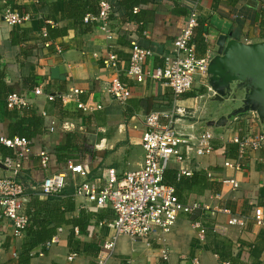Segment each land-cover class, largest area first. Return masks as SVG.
Masks as SVG:
<instances>
[{
    "label": "crops",
    "instance_id": "obj_1",
    "mask_svg": "<svg viewBox=\"0 0 264 264\" xmlns=\"http://www.w3.org/2000/svg\"><path fill=\"white\" fill-rule=\"evenodd\" d=\"M173 1L180 5L179 9L188 13V9L180 4V0ZM193 1L199 19L205 22V35L208 36L206 43L209 45L208 51L212 49L213 55L216 39L221 34L233 33L235 38L248 43L264 39V27L259 23V13L264 8V0ZM9 2L19 7L22 13H32V20L21 27H11L5 23L3 16L11 4ZM55 2L56 0H42L39 6V0H0V66L5 72V81L14 92H27L28 97L41 107L46 121L44 133L37 140V147L30 148L31 151L24 154L22 159L26 175L30 176L32 183H41L49 174L66 171L67 163L62 165L55 158H52L51 167L47 171L41 166L38 154L41 151L50 153L57 146L66 144L70 134L77 135L80 142L86 143L88 151L95 153V157L88 153L81 162L88 171L89 180H104L109 169H115L120 175L137 171L145 158L141 141L146 131L145 117L148 113L144 110L137 111L129 120L119 114L118 109L126 110L128 103L121 105L108 97L106 88L113 75L104 68L100 59L113 46L120 56L122 68H127L131 57L130 43L124 44V40L119 37L109 40L106 32L98 26L92 33L65 40L59 46L60 50L54 54L49 55L45 49L44 57L38 64L24 63L22 58L21 65L18 64L21 49L43 43V17ZM59 5L62 7V2ZM174 5L171 0H162L158 4L148 6L154 16L152 22L146 25L141 42L155 51L151 68L163 66L165 59L172 56L173 43L181 36L187 24V15L176 14ZM60 27H68L72 32L74 23L62 22ZM130 29L136 30V26L131 25ZM32 76H36L44 91L48 86L50 91L61 94L69 93L73 88L82 90L84 94L81 100L92 99L103 103L108 114L103 121L98 122V126L89 127L72 100L65 106L69 116L62 119L54 113L51 103H46L41 97L37 98L33 95V90L27 89L25 83ZM122 79L129 84L132 91L130 100L152 98L156 105H163V112L173 108L168 106L174 105L172 91L164 84L150 80L145 84H137L125 77ZM200 87H205L202 80L193 91L197 95L181 98V115H178L179 123L176 126L180 134L195 136L205 130L209 97L208 91L204 94L199 92L202 90ZM166 99H170V104ZM113 109H116V113H110ZM186 109L187 115L184 116L182 113ZM152 112L153 110L149 113ZM20 115L18 110H5V119L0 124V137L8 138L9 122L17 121ZM166 123L164 119L163 124ZM262 131L264 126L254 114H246L234 119L225 133L212 132L215 138L210 154L197 156L193 146L185 147L184 160L173 161L169 169L190 171L192 174L202 170L208 172L211 180L217 184L218 192L214 194L212 191H206L202 196L192 195L189 199V204L200 203L208 210L205 212L204 209V212L200 211L195 216H181L173 233L165 237L166 243L133 241L129 237L120 236L116 242L115 255L109 264H228L221 262L214 253L211 242L216 235L211 231L212 227L227 224L232 216L251 217L254 207L264 205V151L249 152L240 157L239 151L238 155L234 152L236 144L233 139L236 135H257ZM6 174L7 169L0 168V176ZM224 209L229 212L225 213ZM80 213L81 209L77 203L76 212L69 217H78ZM115 218L116 214L111 208L105 210L102 222L104 226L100 225L92 236L76 234L72 226L63 228L59 243L47 253H43L41 247L33 250L31 264H95L100 256L105 255L101 251L105 242L111 241L115 235L114 230L107 226V223ZM197 223L208 229L203 239ZM262 231L264 230L257 227L253 221L243 230L229 228L223 240L233 244V255L239 259V264H264V252L260 258L253 257L250 253L252 248L260 243ZM22 244L23 238L14 237L11 223L4 221L0 224V264H7L17 258L15 254L19 253ZM164 251L168 252V261L162 258Z\"/></svg>",
    "mask_w": 264,
    "mask_h": 264
},
{
    "label": "built area",
    "instance_id": "obj_2",
    "mask_svg": "<svg viewBox=\"0 0 264 264\" xmlns=\"http://www.w3.org/2000/svg\"><path fill=\"white\" fill-rule=\"evenodd\" d=\"M188 9L187 24L182 30L181 36L173 43V54L165 59L163 66L151 68L155 58L154 49L140 47L137 43H131V57L127 68H122L119 54L112 49L106 55L100 57L105 69L111 72L112 80L107 84L106 93L111 100L125 105L133 96L127 82L121 80L125 77L130 82L145 84L147 81L162 83L172 91L174 98L173 108L168 112H152L145 117L146 131L142 136L141 145L145 153L141 167L134 172L120 175L115 169H109L104 180L88 179V171L83 163L69 161L66 171L49 174L41 183L33 184L32 189L39 191L41 197L47 199L52 196H60L65 189L73 183V197L79 208L87 210L89 206L110 207L116 214V218L107 223V226L114 230L115 235L111 241H106L101 251L105 253L100 256L95 264H109L115 255L117 239L126 236L133 241H157L165 242V237L175 230L181 216H191L199 211L205 212L206 207L200 203L183 204L176 196L174 187L164 181V174L170 168L173 161H183V149L193 146L197 156H205L213 151L212 142L215 138L211 131L200 132L195 136L180 134L176 128L178 121L179 106L181 98L191 93L197 87L198 79L202 80L208 91V97L214 95L208 85V66L212 59L213 51L210 49L206 56L200 57L195 42V32L199 26V14L193 0H180ZM112 8L108 0H101L98 16L88 15L86 23L97 22L107 34L109 40L115 34L108 30V18ZM3 20L11 27H21L32 20V15L22 13L19 7L13 4L8 5ZM52 24V23H51ZM47 36V32L44 31ZM208 42V36L205 35ZM45 94L43 86L33 90V95L38 97ZM84 91L72 89L69 93L61 95L65 105L75 101L77 111L83 116H91L105 109L103 103L95 100H81ZM49 101L54 97L47 95ZM31 101L28 96L13 93L6 102L7 109L21 110ZM187 115V109L182 113ZM260 122L258 116L254 114ZM167 123L163 124V120ZM233 142L238 146L239 156L244 157L249 152L264 151V131L257 135L246 134L236 135ZM0 144L16 149L19 158L12 164L4 163L7 167V174L0 176V217L13 225L14 237L23 238V232L28 225V218L20 211L23 203L28 201L26 185L23 177L26 172L23 170L22 159L24 154L31 151L30 142L25 138L16 137L13 139L0 137ZM41 166L48 171L51 163L50 154L41 151L38 154ZM182 175L191 176L190 171H182ZM81 179L82 181H79ZM225 213L229 211L223 210ZM214 214V213H213ZM253 223L264 230V205L254 207L250 216H232L227 224L214 225L211 231L222 238L227 236L230 227L243 230L248 223ZM104 226V223H101ZM201 228V238L205 237L208 229L197 223ZM63 229L48 245L49 248L59 243ZM76 234L79 229L74 228ZM17 257L18 254H15ZM164 261L169 260L167 251L162 253ZM198 264V262H196Z\"/></svg>",
    "mask_w": 264,
    "mask_h": 264
},
{
    "label": "trees",
    "instance_id": "obj_3",
    "mask_svg": "<svg viewBox=\"0 0 264 264\" xmlns=\"http://www.w3.org/2000/svg\"><path fill=\"white\" fill-rule=\"evenodd\" d=\"M112 13L108 18V30L115 34V37L124 40V44L137 43L140 47L150 49L151 46H146L141 40L144 39V32L146 25L153 20V12L148 9V6L160 3L162 0H108ZM175 7V13L185 14L188 17V13L179 9L180 5L171 0ZM62 2V7L59 3ZM101 0H56L51 4L44 18L45 26L44 31L47 32V36L43 32V43L37 46H27L21 49L18 54V59L22 58L24 63L35 64L44 57V50H48V54H54L60 49L59 46L64 43L65 40L75 36H83L85 34L92 33L95 28L101 26L97 22L86 23L85 18L88 15L98 16L100 12ZM13 4L9 2V4ZM42 0H39L38 5L41 6ZM32 14V13H31ZM259 23L264 27V8L259 13ZM33 18V16H32ZM72 21L74 23V30L71 32L68 27H60L62 22ZM52 23V24H51ZM136 26V30L130 29V26ZM205 22L199 19V26L195 32V42L197 45L198 56L203 57L208 51L209 45L204 38L205 35ZM15 42V41H14ZM112 47V46H111ZM153 49V48H152ZM111 50V49H110ZM21 65V61L18 62ZM5 72L0 66V124L5 119V110L7 109L6 102L8 97L13 93H19L24 96H28L27 92H14L13 89L5 81ZM122 81H124L121 78ZM125 82V81H124ZM28 90L32 91L36 87L40 86L36 76L30 77L25 83ZM42 86V85H41ZM206 88L204 87L199 92L204 94ZM33 92V91H32ZM47 95L53 96L54 100L49 101ZM61 93L49 90V86L45 91V94L41 97L46 100V103H51L54 113L64 119L67 118L68 113L65 109V104L61 100ZM197 95L195 92L184 95L185 98H191ZM183 97V98H184ZM83 100V99H82ZM87 101V99L83 100ZM157 101V100H156ZM170 104V99H166ZM174 101V98H173ZM128 107L126 110L121 111L119 108V114L129 120L136 112L144 110L148 114L153 112H163V105L154 102L152 98L147 100H128ZM172 108L173 105H168ZM20 118L15 122H9L8 124V138L13 139L16 137L25 138L30 142V148L37 147L38 138L44 133L46 126L45 115L41 111V107L38 103H35L31 99L30 103L19 110ZM116 109L110 111V113H116ZM108 114L107 110H102L98 114L85 117V124L89 127L95 128L98 126V122L104 120ZM77 118H80L76 116ZM73 118L75 116L73 115ZM86 143L80 142V139L75 134L68 135L67 142L64 145L57 146L52 152H50L52 158L64 165L69 161H77L81 163L88 153H92L95 157V153L88 151ZM214 148V147H213ZM234 152L238 155V146L234 149ZM79 155V156H78ZM19 158V152L16 149L6 147L0 144V160L3 163L12 164ZM23 164V163H22ZM23 170L26 172L23 166ZM26 185V195L29 198L27 202L23 203L20 214L28 218V225L23 232V244L19 250L18 256L15 259L10 260L7 264H31L32 252L36 247H41L43 253H47L50 249L49 244L52 239L58 234L59 229H63L69 226L79 229L81 236H92L96 229L103 222V212L110 207H97L95 205L89 206L87 210H82L78 217H69L70 214L76 212L77 203L73 197L74 186L71 182L65 189L62 195L52 196L44 199L41 197L40 192L33 190L32 180L29 175L23 177ZM164 181L167 185L172 186L176 190V196L183 204L189 203V199L192 195L202 196L206 191L218 192L216 189L217 184L213 182L207 171H196L191 176L182 175L177 170L168 169L164 174ZM200 212V211H199ZM197 212V213H199ZM196 214V213H195ZM195 214L191 216H195ZM4 220L0 217V224H3ZM217 236V235H216ZM214 237L211 244L214 246V253L219 257L221 262L228 264H239V259L233 255V244L230 241L223 240L222 237ZM264 252V231L260 234V243L255 245L251 250V255L256 258H260Z\"/></svg>",
    "mask_w": 264,
    "mask_h": 264
},
{
    "label": "water",
    "instance_id": "obj_4",
    "mask_svg": "<svg viewBox=\"0 0 264 264\" xmlns=\"http://www.w3.org/2000/svg\"><path fill=\"white\" fill-rule=\"evenodd\" d=\"M214 56L208 66L209 97L204 123L207 128L225 133L239 116L256 114L264 126V39L244 42L221 34L215 42ZM0 168L7 167L0 160Z\"/></svg>",
    "mask_w": 264,
    "mask_h": 264
},
{
    "label": "rangeland",
    "instance_id": "obj_5",
    "mask_svg": "<svg viewBox=\"0 0 264 264\" xmlns=\"http://www.w3.org/2000/svg\"><path fill=\"white\" fill-rule=\"evenodd\" d=\"M199 84V79H198V83H197V85ZM196 89V88H195ZM200 89H202V87H200ZM206 91H207V89H206ZM207 100V99H206ZM206 116L207 117H209V114L208 113H206ZM207 130H209V128H207ZM210 131L211 132H213L214 134H220L219 132H217L216 130H214V129H210ZM51 167V166H50ZM50 167H49V169H50ZM48 169V170H49Z\"/></svg>",
    "mask_w": 264,
    "mask_h": 264
}]
</instances>
